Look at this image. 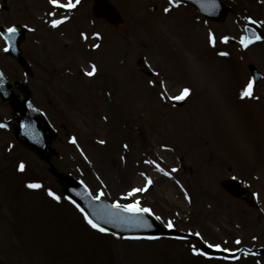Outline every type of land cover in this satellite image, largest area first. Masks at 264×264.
Wrapping results in <instances>:
<instances>
[{"label":"rangeland","instance_id":"374dc122","mask_svg":"<svg viewBox=\"0 0 264 264\" xmlns=\"http://www.w3.org/2000/svg\"><path fill=\"white\" fill-rule=\"evenodd\" d=\"M108 1L124 16L116 27L92 17V0H82L76 9L59 11L63 14L56 17L48 15L57 12L45 1L39 5L35 0H0L10 8L0 9V25L24 16L22 23L35 29L21 44L31 75L25 77L4 53L1 38L0 65L9 78L24 81L33 103L57 130L53 164L83 180L93 194L102 180L111 193L109 202L130 186H142L145 178L140 174L146 173L154 183L139 198L162 217L163 225L171 219L175 229L199 232L203 241L233 251L264 247V40L243 47L242 23L233 13L223 23H214L168 0ZM222 1L248 7L252 2ZM165 8L171 10L166 13ZM61 15L70 19L52 28L49 21ZM96 32L100 38L93 35ZM209 33L215 36V46ZM224 36L235 43L222 44ZM139 57L147 60L153 78L136 70ZM249 63L262 78L253 87L254 98L241 99L250 81ZM92 64L97 71L88 76ZM185 86L192 89V97L173 108L169 98ZM8 120L10 108L0 101V124ZM73 136L77 144L71 142ZM101 139L107 143L100 144ZM146 161H156L171 175ZM0 173L5 175L0 177L2 203L8 200L4 191L10 185L17 189L25 181L16 212L8 205L0 209L7 217L0 218V264H264V256L242 255L233 262L198 256L191 250L197 244L189 239L126 240L95 232L62 196L46 164L20 146L13 129L4 127ZM236 178L257 194L261 209H247L225 195L220 181ZM30 182L43 188L29 189ZM49 188L61 202L47 195ZM29 197L37 207L34 216Z\"/></svg>","mask_w":264,"mask_h":264},{"label":"snow or ice","instance_id":"6c2138e0","mask_svg":"<svg viewBox=\"0 0 264 264\" xmlns=\"http://www.w3.org/2000/svg\"><path fill=\"white\" fill-rule=\"evenodd\" d=\"M49 4L52 5L54 8L65 9L71 11L75 9L77 5L81 3V0H48ZM212 4L213 7L216 6L217 0H208ZM264 2V0H262ZM170 4H178L179 0H169ZM171 9L165 8L164 11L167 13ZM49 16L56 17L57 13L49 12ZM70 19L69 16L65 15L60 18H53L49 21L52 28H58L61 24L68 21ZM248 20L251 21L252 24H262L264 25V21H257L254 20L252 17H248ZM33 31L35 29H32ZM250 30V29H249ZM251 31V30H250ZM8 36L6 39L10 42L12 37L15 36L17 33V28L15 25L7 28ZM3 33H0L2 35ZM86 37V34H82ZM95 37L100 38L101 34L96 32L93 34ZM210 42L213 46H215V36L209 33ZM223 42L227 43L229 37L224 36L222 38ZM260 41L264 40V35L256 34L253 31L251 36H243L240 38L239 43L247 48L249 44L253 41ZM11 43H8L7 46L4 48L5 52H8L11 48ZM95 48H99V44L93 45ZM220 55H228L226 52H221ZM97 71V66L92 64V70L87 73L88 76H93ZM3 74L0 73V88H3L4 81L2 79ZM155 83V82H154ZM254 80H250L247 85L241 91V99L244 98H254ZM192 94V89L188 86H185L179 95L173 97L175 100H186ZM31 108V103L29 104ZM107 119V117H105ZM27 127V125H24ZM0 127H7L5 124H0ZM71 142L73 144H77V138L73 136L71 138ZM100 144H106L107 141L101 139L98 141ZM124 148L127 149L128 145L125 144ZM87 158V157H85ZM147 163L155 165L157 170L165 175H171L170 172H167L163 167L160 166L159 163L156 161H146ZM25 169V165L21 162L19 165V170L23 171ZM175 171V169H173ZM141 176L145 178V183L142 186H130L128 189L119 193V198L112 200L111 202L108 201L107 197L111 195L110 192H106V188L108 187L106 184L103 183L101 180V187L96 191L95 194L88 188V186L84 183L83 180L80 181L82 185H84L85 191L87 192L88 200V207L91 211H86L84 207L81 206L75 199L71 196L65 197L69 200L71 204L75 206V208L81 213L83 221L89 226L90 229L94 230L97 233H101L104 235L114 236L117 239H126V240H160L163 237L161 235H152L143 232L142 230L151 229L154 227L153 223L150 222V217H154L155 220H162V217L155 214L153 209L150 206L144 205L139 198V194L146 192L148 188L154 183L150 176H147L146 173H141ZM177 183H179L177 181ZM29 189L38 190L43 188V185L39 182H30L27 184ZM47 195L55 200L57 203L61 202L62 197L58 195L55 191L51 188L47 189ZM80 195V193H77ZM186 197L188 198L189 202H191V197L188 196L187 192H185ZM111 225L112 227H108ZM165 227L168 230H173L175 228V224L171 219H169ZM120 229L121 231H113L112 229ZM127 231V235H121V232ZM195 236L201 237L199 232L194 233ZM176 239H184V237H175ZM202 239V237H201ZM253 239H257L253 237ZM236 244L239 245L242 241L237 238ZM205 244L209 248H215L217 250H222L224 252H232V249L222 247L221 244L215 242H209L207 240L204 241ZM192 252L198 255L208 256L207 252H203L201 249L196 248L195 246L192 247Z\"/></svg>","mask_w":264,"mask_h":264},{"label":"water","instance_id":"95a60500","mask_svg":"<svg viewBox=\"0 0 264 264\" xmlns=\"http://www.w3.org/2000/svg\"><path fill=\"white\" fill-rule=\"evenodd\" d=\"M183 2L190 3L191 5L195 6L196 10L198 12H201L204 16L207 18L213 19L215 21L223 20L226 9L220 6L219 2H216V6L213 7L208 0H179ZM107 6V13L108 16L116 18V13ZM253 31L257 34V30L252 29L251 31L248 29L249 34H253ZM14 53V52H12ZM14 55L17 57L19 62L24 64V60L19 52L14 53ZM251 72L254 73L255 70L250 67ZM2 79L4 81L3 88H0V97H2L3 100L10 102V105L13 109L14 118L17 121L16 129H17V135L18 138L25 144V146L31 148L36 152V154L44 157L47 159L45 152L50 153V149L48 148L49 141L51 137L53 136L52 132L47 126H44L41 124V122L37 118V111L33 107H29V97L27 95H21L22 101L19 102L16 97L12 94L11 88L14 85V83H11L7 80H5L2 76ZM24 125H27L25 127ZM52 173L54 176L58 177L60 180H62L61 176L57 174L55 169L51 168ZM64 186V191L71 196L73 199H75L78 203L81 204L82 207L85 208L86 211H91V209L88 207V200L85 198L87 197V192L85 189L76 183L72 178H66V182ZM77 193H80V195H77ZM245 193L243 190H240L239 193H237L238 196H243ZM150 222L153 223L154 227L151 229H145L142 230L143 232L147 234H157L164 232L161 230L152 220L150 217ZM108 227H112L111 225H108ZM113 231H121L120 229H112ZM121 234H128L127 231L121 232ZM203 250L208 251L207 249L203 248ZM259 252V251H258Z\"/></svg>","mask_w":264,"mask_h":264}]
</instances>
